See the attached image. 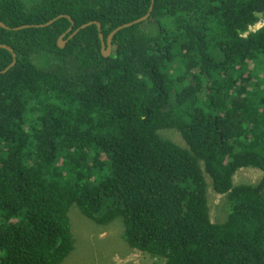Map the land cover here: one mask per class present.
Here are the masks:
<instances>
[{
    "label": "trees",
    "instance_id": "trees-1",
    "mask_svg": "<svg viewBox=\"0 0 264 264\" xmlns=\"http://www.w3.org/2000/svg\"><path fill=\"white\" fill-rule=\"evenodd\" d=\"M151 5L0 0V264H62L75 205L154 264H264V0H154L104 57Z\"/></svg>",
    "mask_w": 264,
    "mask_h": 264
},
{
    "label": "rangeland",
    "instance_id": "rangeland-1",
    "mask_svg": "<svg viewBox=\"0 0 264 264\" xmlns=\"http://www.w3.org/2000/svg\"><path fill=\"white\" fill-rule=\"evenodd\" d=\"M173 138L182 143L177 134ZM261 178V171L244 168L236 173L234 183L256 184ZM208 183L210 216L213 222H217L223 216L220 210L223 196L212 189L211 180L208 179ZM69 217L75 245L62 264H154L153 261H156L140 251L129 249L122 237L124 229L120 220L107 226L98 225L88 219L76 205L70 208Z\"/></svg>",
    "mask_w": 264,
    "mask_h": 264
},
{
    "label": "water",
    "instance_id": "water-1",
    "mask_svg": "<svg viewBox=\"0 0 264 264\" xmlns=\"http://www.w3.org/2000/svg\"><path fill=\"white\" fill-rule=\"evenodd\" d=\"M153 2H154V0H152V4H153ZM151 10H152V6L150 7L149 12L147 13L146 16H144V17H142V18H140V19H137V20H135V21H133V22H131V23L124 24V25L118 27L117 29H115L114 31H112L111 34L108 36V38H107L106 41L104 40L103 35H102V33L100 32V33H99V37H100V40H101V46H102V47H101V51H102V54L104 55V57L109 56L110 53H111V52H110L111 40H112V37L114 36V34H115L118 30H120V29H123V28L129 27V26H131V25H133V24H136V23H139V22L145 20V19L150 15ZM61 17H66V18H69V19H70V17L67 16V15H61V16H59V17H57V18H54V19H52V20H50V21L44 23V24H40V25H32V26H31V25H26V26H21V27L13 28V30H18V29H22V28H29V27H36V28H37V27H45V26L50 25L52 22H54L55 20H57L58 18H61ZM71 23H72V25H71V27L69 28L68 31L72 30V28H73V22L71 21ZM93 24H96L97 27H98V30L101 31V25H100L99 22H89V23H86V24L82 25L81 27H79V28L75 31V33L78 32V30L83 29V28H86V27H88V26H90V25H93ZM0 28H5V29H8V30L11 29V28L5 26L3 23H0ZM64 35H65V34H63V35L59 38V40H58V45H59L60 48H63V47L66 45V43H67V40H63ZM72 35H73V34H72ZM72 35H70V37H71ZM0 48H1V49H6V50H8V51H9L10 53H12V55H13V62L10 64L9 67H7L4 71H2V73H4V72H6L9 68L13 67V66L16 64V54H15L14 51H13L10 47H8L7 45H0Z\"/></svg>",
    "mask_w": 264,
    "mask_h": 264
},
{
    "label": "built area",
    "instance_id": "built-area-1",
    "mask_svg": "<svg viewBox=\"0 0 264 264\" xmlns=\"http://www.w3.org/2000/svg\"><path fill=\"white\" fill-rule=\"evenodd\" d=\"M263 26H264V15L262 16L261 21H259L254 28L258 29V28H261Z\"/></svg>",
    "mask_w": 264,
    "mask_h": 264
},
{
    "label": "clouds",
    "instance_id": "clouds-1",
    "mask_svg": "<svg viewBox=\"0 0 264 264\" xmlns=\"http://www.w3.org/2000/svg\"><path fill=\"white\" fill-rule=\"evenodd\" d=\"M153 3H154V2H153ZM151 6L153 7V4H152ZM151 6H150V7H151ZM151 11H152V10H151ZM258 29H259V28H258ZM64 34L66 35V33H64ZM65 35H64V37H65ZM64 37H63V38H64ZM111 48H112V47H110V52H111ZM101 52H102V51H101ZM110 54H111V53H110ZM103 56H104V55H103ZM107 57H108V56H107ZM137 251H138V250H137Z\"/></svg>",
    "mask_w": 264,
    "mask_h": 264
},
{
    "label": "crops",
    "instance_id": "crops-1",
    "mask_svg": "<svg viewBox=\"0 0 264 264\" xmlns=\"http://www.w3.org/2000/svg\"><path fill=\"white\" fill-rule=\"evenodd\" d=\"M129 246V245H128ZM129 249H131L130 247H129ZM133 250H135V249H133Z\"/></svg>",
    "mask_w": 264,
    "mask_h": 264
}]
</instances>
